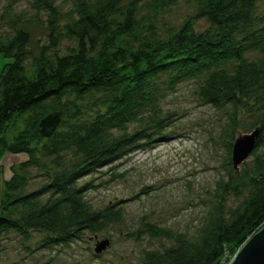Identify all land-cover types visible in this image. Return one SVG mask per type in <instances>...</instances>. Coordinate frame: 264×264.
<instances>
[{"label": "trees", "instance_id": "trees-1", "mask_svg": "<svg viewBox=\"0 0 264 264\" xmlns=\"http://www.w3.org/2000/svg\"><path fill=\"white\" fill-rule=\"evenodd\" d=\"M123 1L107 0L104 6L81 1L77 31H57L51 11L58 40L74 41L62 55L33 54L22 31L0 35V54L7 60L0 72V157L26 158L10 165L11 176L0 189V239L14 233L27 240L36 231L47 235L45 247L68 246L84 231L100 233L118 222L119 210L91 211L84 200L89 187L81 180L148 142L152 128L163 130L166 120L156 106L160 81L201 79L203 103L255 107L249 110L258 113L252 130L262 132L254 157L239 172L232 169L231 144L240 130L234 127L228 179L218 184L217 202L198 238L188 241L144 225L150 238L164 237L174 246L144 251L140 264H231L264 227V158L255 156L264 145L261 0H187L198 6L196 14L178 28L164 26L163 34L153 18L139 17L145 1L131 0L126 7ZM38 2L36 8L50 9ZM174 2L147 5L160 15ZM199 20L208 22L205 32L195 30ZM134 124L140 131L130 133ZM38 179L43 184L35 187ZM227 196L240 202L225 208Z\"/></svg>", "mask_w": 264, "mask_h": 264}, {"label": "rangeland", "instance_id": "rangeland-1", "mask_svg": "<svg viewBox=\"0 0 264 264\" xmlns=\"http://www.w3.org/2000/svg\"><path fill=\"white\" fill-rule=\"evenodd\" d=\"M40 1L50 9L36 8L40 5L38 0H0V35L27 33L29 49L35 55L42 50L62 55L74 44L73 40H58L53 28L57 25V31L65 28L77 31L78 3L82 1L88 6L107 3V0ZM130 1L124 0L122 5L126 7ZM143 1L138 8L139 17L153 18L160 34L164 33V26L178 28L198 11L195 3L175 0L156 15L147 5L154 0ZM51 11H56L58 18L54 27L56 18ZM257 15L264 17V0L257 5ZM194 27L205 32L209 24L199 20ZM51 38L57 42L56 46L51 47ZM6 62L0 54V72ZM200 83L201 79L174 85L160 81L156 106L160 119L166 120L163 130L152 128L148 142L142 141L120 160L81 180V185L89 187L84 200L91 211L108 207L119 210L118 222L109 224L100 233L84 231L79 240L68 246H43L47 235L42 232H31L27 240L11 233L0 239V264H140L144 251L163 252L174 246V241L164 237L150 238L144 233V225L163 229L172 236L182 235L188 241L196 240L217 202L218 184L228 179L234 127L240 129L236 135L249 133L258 118V113L249 112L255 107L247 104L216 108L203 103L198 97ZM139 126H130V133L140 131ZM255 156L264 158V145ZM253 157L245 164L249 165ZM24 160V156L0 157V189L11 176L10 165ZM34 183L36 187L43 181L38 179ZM239 202L240 198L227 196L225 208H234ZM96 239L110 242L100 255L94 254Z\"/></svg>", "mask_w": 264, "mask_h": 264}, {"label": "water", "instance_id": "water-1", "mask_svg": "<svg viewBox=\"0 0 264 264\" xmlns=\"http://www.w3.org/2000/svg\"><path fill=\"white\" fill-rule=\"evenodd\" d=\"M261 132L257 127L249 133H237L231 151V165L235 172H239L240 166L251 156ZM109 246V240L96 239L94 254H102ZM231 264H264V227L243 245Z\"/></svg>", "mask_w": 264, "mask_h": 264}]
</instances>
